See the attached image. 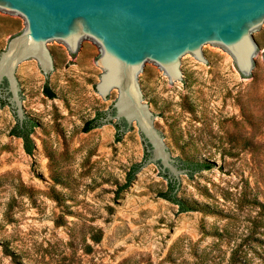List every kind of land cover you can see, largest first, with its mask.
<instances>
[{
  "label": "rangeland",
  "instance_id": "1",
  "mask_svg": "<svg viewBox=\"0 0 264 264\" xmlns=\"http://www.w3.org/2000/svg\"><path fill=\"white\" fill-rule=\"evenodd\" d=\"M26 27L0 15V54ZM52 48L56 80L40 62L23 69L34 155L12 135L14 108L0 111V264H264V209L252 203L264 204V60L258 83L221 48H210L214 67L189 59L190 86L157 64L143 80L176 159L212 165L178 185L180 198L202 207L182 213L159 196L169 181L160 166L147 168L154 162L117 196L146 160L140 128L128 140L105 121L86 132L120 92L111 105L97 89L106 72L99 44L83 57Z\"/></svg>",
  "mask_w": 264,
  "mask_h": 264
},
{
  "label": "water",
  "instance_id": "2",
  "mask_svg": "<svg viewBox=\"0 0 264 264\" xmlns=\"http://www.w3.org/2000/svg\"><path fill=\"white\" fill-rule=\"evenodd\" d=\"M0 15L27 24L0 54V111L6 102L21 126L36 121L23 69L40 62L56 80L62 69L52 47L66 44L83 57L90 44H99L106 72L97 89L111 105L120 92L99 122L116 124L127 140L139 127L146 145L142 167L154 162L147 168L160 166L184 187L190 170L159 131L161 118L143 80L157 64L178 86H190L189 59L214 67L210 48H221L258 83L264 60V0H0Z\"/></svg>",
  "mask_w": 264,
  "mask_h": 264
},
{
  "label": "trees",
  "instance_id": "3",
  "mask_svg": "<svg viewBox=\"0 0 264 264\" xmlns=\"http://www.w3.org/2000/svg\"><path fill=\"white\" fill-rule=\"evenodd\" d=\"M46 94L51 97V98H56V94L49 88V86H46ZM103 115V112H100L97 116L96 119L90 121L87 123V127L85 128L86 132H89L93 129H95L98 126V122H99V118ZM38 123L34 120V119H27L23 126H21L20 124L17 123V125L13 128L12 130V135L16 136L18 138L23 139L24 142V149L26 151L27 154L29 155H34L35 151H36V142L33 138V135L35 133V129L37 128ZM183 167L189 169V174L193 175L201 170H206V169H211L212 165L206 164V163H202V162H194V161H187V162H183L182 160H180ZM142 164H136L133 166V168L131 169V171L128 173L127 176V183L120 186L119 189L116 191L117 196H120L124 191H126L127 189H129L132 186V183L134 182V180L136 179V175L137 173L141 170ZM164 176V175H163ZM168 181H169V190L168 191H162L160 193V197L178 205L180 207V212L182 213H186V212H191V211H196V210H200V208H202L201 206H199L197 203H192L186 199L180 198L177 192V187L178 184L172 182L167 176H165ZM253 204H255L256 206L264 209V204L260 203V202H252ZM252 234H250L251 236ZM223 236V235H220ZM102 240V233L101 231L98 233L97 237H95L94 241L96 243L101 242ZM238 256V252L234 253L232 256L231 260H235V258H237Z\"/></svg>",
  "mask_w": 264,
  "mask_h": 264
}]
</instances>
